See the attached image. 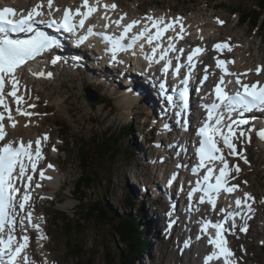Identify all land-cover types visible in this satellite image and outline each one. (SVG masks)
I'll return each mask as SVG.
<instances>
[{
  "label": "rangeland",
  "instance_id": "rangeland-1",
  "mask_svg": "<svg viewBox=\"0 0 264 264\" xmlns=\"http://www.w3.org/2000/svg\"><path fill=\"white\" fill-rule=\"evenodd\" d=\"M61 1L74 2L72 0H59V2ZM112 1L117 2L120 11L128 17L139 18L145 15L146 17L153 18L157 16L165 20L167 15H174L187 20L189 25H191V29H194L199 23H202L207 30H215L212 35L214 37L233 38L234 43L238 46L236 58H239V61H245L253 67L257 64L264 66V42H262L260 38L261 32H257V30L251 31L250 26L238 24L237 16L229 14V10L234 5H240L244 11H257L258 7L255 6L254 0ZM215 17L225 21L224 27L213 29L215 28ZM68 68H71V71H76L75 68ZM88 70L87 66L84 70L82 69V73L71 75L64 85L57 87L48 86L42 82L33 80L34 89H37L42 95L36 99L39 108L42 113L46 112L44 114L45 121L40 123V126L43 131L46 130L52 133L54 136L53 143L55 145L59 144L60 141L56 138L58 132L54 125L55 122L65 124L70 129L69 135L77 141H81L83 138L87 139L92 135L100 133H103L104 137L106 132L113 133L110 138L115 135L119 136L121 138L118 142L119 156L117 155L118 157L112 165L100 159L99 162H101V164L98 165L97 169L100 180L96 179L97 182L90 191L88 188L83 189L81 192L82 204L84 209H87L88 206L94 202L107 203L114 212L121 215H132L135 214L134 208H131L129 211V208L123 206L126 196H132L135 201V206H139L141 209L139 224L142 223L143 225V217L145 219H149V216L158 218L157 216L160 213L156 214L155 209L158 207L160 211H163L164 207H167V203L164 201L162 204L154 203L155 207L149 209V206L144 202L148 194L143 195L141 189H139L138 179L144 182V177L153 178V174L149 168L150 164L141 160L142 156H144V158L147 157V153L151 155L155 153L149 148L147 142L144 146L141 144L142 131L146 134L145 138L147 140H152L153 138L152 132H148L149 128L146 127L151 116L146 119V114L148 112L146 113V111L142 110L143 105L139 104V100L135 96V93L128 90L127 86L121 83L122 81L115 83L116 88L115 91H113V89H107L106 85L102 87L101 85L91 83L92 74H87ZM97 73L99 72H96V75ZM83 76H85V78ZM137 82L139 84L133 82L130 85H136L141 88L140 82L138 80ZM109 83L110 82L106 84L108 85ZM90 84L96 88L91 87ZM83 86H90L97 91L99 94L98 96L101 97L99 104L89 105L85 101L82 91ZM41 117L43 118V116ZM125 130H129L130 135L127 136L126 133H124ZM27 132H31V129L22 130L20 135H24V133L26 134ZM37 132H39L38 129H36V133ZM137 132H139V135ZM155 137H157L156 133ZM60 142L61 152L56 156L54 155L52 158L55 159L58 165L56 177H58L57 180L61 183L58 184L57 180H55L54 183H56V185H49L48 192V195L56 197L55 201L48 203L41 202L38 204L40 217L46 222L47 237L41 242L42 239H40V236L33 230L29 253L32 258L39 261L38 264H76L77 261V263H86L88 257L92 264H120V262L117 263L116 259H114L116 256L114 247L118 245L115 241L116 239L110 235L109 229V227H114L115 225H109V227L107 225L101 228L99 233H97L92 224L84 225L85 232L80 234V238L83 239L88 257L83 256L77 261L72 260L67 253L61 230L63 224L58 222L55 227L53 226L51 215H53L54 211L59 210L65 212L71 218H77V213L80 211L78 208L79 202L76 199L78 194H73V185L79 177L77 147L74 144L66 145L62 143V141ZM155 142L156 141L150 146L151 148L156 147L154 144ZM253 146L250 149L251 166L245 168V172L241 177V187L256 193L260 200V197L264 195V150L261 148L257 149ZM94 147L95 150H97V145ZM145 149L148 150L147 153H144ZM122 151L129 152V156L123 155ZM151 159L152 157H150V160ZM136 183H138V187H136ZM150 200L151 198L149 201ZM55 216L59 215L56 214ZM83 220L84 218L81 220V225ZM261 220L262 221L256 220L252 226L251 233L243 237L239 242H236V239L234 240L237 247V257L245 259L246 264H264V247H260L259 245L261 243L260 240H264V213L261 216ZM158 224L159 223L156 224L157 227L161 228L160 224ZM161 224L165 230L166 225L162 222ZM141 227L138 228V231L141 229L143 230V227ZM149 227V223H147L144 229L145 231L139 235V239L141 238V240L144 241L143 244L145 249L137 258V261L132 264H146L147 262L144 257L148 254L150 247L148 245L146 249V245L150 242L149 238L152 236ZM78 229H81V227ZM24 232L27 233V231ZM172 240L174 242L177 241L176 237H172ZM152 247L151 250H153V255L154 251L158 253L157 250H154L158 245L153 244ZM161 248L166 255L163 259L167 261L168 264L171 262L173 263V258H175L174 263L179 264L180 257L176 255L178 254L177 247H172L171 244H168V240L164 239L161 241ZM150 252L152 253V251ZM174 255L176 256L174 257ZM153 257L155 261L157 258H155V256ZM186 260L183 264H186ZM192 260L194 259L192 258Z\"/></svg>",
  "mask_w": 264,
  "mask_h": 264
},
{
  "label": "snow or ice",
  "instance_id": "snow-or-ice-1",
  "mask_svg": "<svg viewBox=\"0 0 264 264\" xmlns=\"http://www.w3.org/2000/svg\"><path fill=\"white\" fill-rule=\"evenodd\" d=\"M52 4L53 0H48L49 8H51ZM41 7L42 5L37 4L26 16H22L20 19L13 18L16 15V10L12 7L0 8V108L4 109V111H0V141H5V138L8 135L6 132L5 121L7 120L12 128H15L18 123L12 116L13 109L6 102V96H11L13 98L14 103L17 105L15 108L17 114L27 116L33 115V113L23 111L20 107L24 102V97L17 95V92L19 91V80L16 76V70L27 61L40 55L45 50L51 49L56 44L52 38L39 31H36L34 35L27 39H14L9 35V33L33 32L34 17L42 15V12L39 10ZM82 7L87 10L81 12L80 9H76L74 14L71 10H65L61 27L72 32L75 27L72 22L73 15L82 17L79 20V26L83 27L85 20L92 13L97 11L96 7L89 6V0H83ZM105 7H111L114 9L116 5H105ZM121 19H123V17ZM146 19L151 22L152 28L156 29L154 34L151 32L150 28L145 26L139 33H136L129 38V43L126 45L123 44L122 41L125 40L128 33L140 23V21L133 20L131 23L124 26L123 33L119 37H104L106 41L112 44L113 53L117 50L131 49L137 41H140L141 39H145L149 44H152L153 41H159L165 32L170 29L174 30V25L179 24L181 18L177 17L171 22H165L163 18L147 17ZM53 22L55 23V21ZM218 22L221 24L223 23V21ZM115 23L119 26L120 20L115 21ZM179 26L180 32L183 33V25L180 24ZM87 31L89 34H94L91 27L88 28ZM86 38L87 37H80L79 42L82 43ZM157 47H159V45L152 48L153 56L146 57L147 59L152 60L154 58L157 52ZM215 48L218 50H231L230 46L226 43L217 44L215 45ZM169 49L175 50L174 45L170 44ZM200 52L201 49L197 48L192 54H190L188 56L189 63H191L193 57ZM166 55L167 50H164L160 54V59H165ZM113 59H115V56H113ZM55 62L56 61L53 60V63ZM226 63L231 62L217 60V67L224 69L226 74H231L228 73L227 69L224 67ZM169 66L170 62L166 63L163 69L165 73L168 72ZM177 71L179 70L177 69ZM261 71H264V68L258 67L256 69L258 75ZM33 75L40 77L47 75V77L51 78L52 73L40 72L33 73ZM206 78L207 77H205V79ZM7 83L11 84V91L5 93V86ZM236 83L241 86L242 91H237L234 95H231L225 91L227 85L224 76H221L220 83L215 87V95L218 102H214L208 107L207 122L199 130L202 139L199 142L200 146L198 149V155L200 163L198 167L204 168L206 167V163H211L217 160L223 165L219 168L218 175H214L215 170L212 167H207L206 174L202 177L205 187L203 188L204 197H201V203L205 202V197H207V202L214 208L216 206L217 197L222 191L227 194H232L239 189V185L228 186L230 172L234 170L236 173H239V166H235L234 169L229 168V164L223 155L222 149L217 146L218 143L222 141L224 147L229 150V155H239L244 159L245 163H248L247 158L243 156L241 152L237 151V145L233 140L238 139L239 137H245L246 140L250 142L251 139L243 130H240L239 137L237 136L239 125L248 124L249 121L232 120L229 116L227 118L229 119V122L224 123L226 119L223 114L224 110H227L229 114L237 109L242 110L243 112H250L256 108L264 110V85H261L259 81L251 85L244 84L240 80L239 75H237ZM222 85H224V87H222ZM30 107H34V105H30ZM257 135L261 140H264V129L258 130ZM47 139V135L42 138H37L34 142V151L32 141L25 143L21 140L15 145L11 142H4L2 147H0V232H4L6 228L9 232L7 240L0 239V264H5V256L7 257L6 264H18V257L21 256L24 249L28 246L29 237L27 235H24L21 240L16 241L14 244L16 238L12 233L18 223L23 224L25 218L29 223L32 222V212L26 211V206H28V208L31 207L29 203L31 200V193L28 189L31 186L30 182L32 181L33 176L29 174V169L31 172L37 170V161L42 158L41 141H46ZM216 153L221 154L216 155ZM48 167L52 168L54 166L48 165ZM193 171L195 172L196 169ZM39 175L42 179H51V177H46L43 171H40ZM213 179L215 180L214 183L212 182ZM21 181L27 182L24 184L23 191L17 186ZM36 186L39 187L40 185L37 184ZM198 190H200L199 185L197 188L193 189V192ZM191 195L192 193H189L190 198ZM249 201H254V197L250 193L245 192L243 199L239 197L235 199L236 208L239 209L243 206L251 212L252 208ZM17 209L21 212H25V217H20L18 219ZM236 214L237 213L235 212H227L224 223H226L229 218H233L234 228V217ZM32 226L39 229V225L37 224H33ZM209 226L208 223H205L202 227V231L207 233ZM211 227L216 229V233L215 237H209L208 243L214 245L218 251H214L208 255L205 259V264H209L213 259L219 260L221 258H223L224 264H235V255L227 246L226 236L224 235V233L229 232L230 229L225 228L223 223H215L212 224ZM240 231L247 232V225L241 227ZM24 260L27 261L26 256L24 257Z\"/></svg>",
  "mask_w": 264,
  "mask_h": 264
},
{
  "label": "trees",
  "instance_id": "trees-1",
  "mask_svg": "<svg viewBox=\"0 0 264 264\" xmlns=\"http://www.w3.org/2000/svg\"><path fill=\"white\" fill-rule=\"evenodd\" d=\"M254 4L258 7L257 11L249 10L244 11L243 8L239 6H233L229 10L230 15H235L238 18V24H245L251 27V31L261 32L260 38L264 42V0H254ZM59 132L61 136L66 140V144H74L77 147L79 177L74 183L73 194H78L76 196L79 202L78 208L80 209L77 213V218H71L64 212H57L59 216H53L54 227L61 222L63 224L62 233L65 239L67 253L72 260H79L83 256H87L83 239L80 238V234L84 233V225L92 224L97 233L100 229L107 226L109 227V222L116 219L114 227H109L110 235L116 239L117 247H114V252L116 253V262L120 264H132L137 261V258L143 252L144 244L141 238L139 239V225L135 215L122 214L118 215L113 212L110 214L111 209L109 205H104L100 202H94L84 209L81 199V192L84 188H88L89 191L95 186L97 180H100V175L97 173L98 165L101 164L100 159L107 162V164L112 165L115 159L119 156V144L120 137L115 135L110 138L113 133L106 132L103 137V133L95 134L89 138H83L81 141L75 140L70 136V129L62 123H57ZM126 135H130L129 130H125ZM95 145H97V150H95ZM118 145V146H117ZM123 155H128L129 152L122 151ZM118 155V156H117ZM121 155V154H120ZM133 198L127 197L125 199V206L132 208ZM107 209V210H106ZM84 218L82 225L81 220ZM78 221V222H77ZM81 227V229H78ZM145 228V227H144ZM119 254V255H118ZM126 261V262H125ZM78 262V261H77ZM76 264H92L89 257L86 263Z\"/></svg>",
  "mask_w": 264,
  "mask_h": 264
},
{
  "label": "bare ground",
  "instance_id": "bare-ground-1",
  "mask_svg": "<svg viewBox=\"0 0 264 264\" xmlns=\"http://www.w3.org/2000/svg\"><path fill=\"white\" fill-rule=\"evenodd\" d=\"M22 1V2H21ZM35 1V0H34ZM9 3V2H8ZM0 4L1 5H4L3 3H2V1L0 0ZM15 4L18 6V4H22V6L24 7V6H31V4H29V5H27V2L26 1H23V0H17L16 2H15ZM65 6H67V5H65ZM64 6V7H65ZM201 25H204V24H200L199 26H201ZM190 31V30H189ZM208 31H209V33H211V32H213V30L212 29H208L207 30V28L205 27L204 28V30H200L199 31V35H200V38H205V33H206V36H209V33H208ZM170 35H172L171 36V42L172 43H175L176 41H179V40H181V35H180V33H176L173 29L170 31V34H169V36ZM162 42H163V39H160L159 41H155V43H157V44H162ZM167 46H169V45H167ZM158 48V47H157ZM168 52V51H167ZM162 53V51H160V54ZM241 60V59H240ZM238 59H236V61L234 60V64H232V63H230V65L228 66V68H227V72H234V73H236V75H239V77H240V80L242 81V82H244V81H247L248 80V78H250L251 77V75L253 74V75H258L257 73H256V69L258 68L257 66H260L259 64H257L255 67H253L252 65H250L249 63H246L245 61L244 62H241V61H238ZM156 62H158V60H156ZM135 64H136V62H135ZM157 68V70H158V67H156ZM107 69V68H106ZM109 70V69H108ZM250 70H251V72H250ZM86 71V70H85ZM100 72H102V71H100ZM110 72H112V71H110ZM140 73H142V75H141V78H143V76L144 75H147V74H145L144 72H143V69H141L140 71H139ZM244 74H246V75H244ZM30 75H31V73H30ZM262 76H264V71L262 72V74H261ZM237 77V76H236ZM85 78V77H84ZM135 83H138V82H135ZM139 84V83H138ZM144 85V87H143V89H141L139 86H129V87H131V92L132 93H136V91L137 90H139L140 92H141V94H143L144 93V95L146 96V94H148V93H150L151 92V90H150V88H152L154 91H156V89H157V85L159 84V82L157 81V80H154V81H150L149 79H145V81H144V83H143ZM91 85V84H90ZM141 85V84H140ZM91 87H94V88H96L95 86H93V85H91ZM159 92H162V94L163 93H165L164 92V88L162 87V88H158L157 89ZM161 94V96H162V98H164V95H162ZM125 97V96H124ZM138 99L139 98H141V95H137L136 96ZM162 98L159 100V101H162ZM130 104V103H129ZM140 104H142L143 105V107L142 108H144L145 109V106H144V104L143 103H141L140 102ZM153 107V106H152ZM146 119L150 116V114H146ZM168 117V116H167ZM167 117H162V121H164V120H166V122H168V118ZM165 122V123H166ZM23 123V122H22ZM21 123V124H22ZM164 133L166 132V129L165 128H163V127H161L160 128ZM25 131V129H21V127L19 126L18 128H16L15 130H13L12 132H11V134H10V136L8 137V139L6 140V142H11V143H13L14 145H15V143L14 142H12L11 140H14L16 137H17V142L18 141H21V138H20V136L22 135H20V133H21V131ZM26 130H30V129H26ZM30 133H32V130H31V132H27L26 134H30ZM28 138V137H27ZM24 142H25V140H23ZM27 141V140H26ZM161 143V142H160ZM263 148V150H264V146H262ZM192 166V165H191ZM194 166V165H193ZM167 171V170H166ZM48 174V177H51V181L50 182H53L54 181V179H57L58 177H56V174H57V169L56 170H53V171H50V172H48L47 173ZM59 175V174H58ZM61 183V182H60ZM235 184H238V181L235 183ZM236 192H238L239 193V191H236ZM244 191H242L241 193L244 195V193H243ZM240 196V195H239ZM155 215V214H154ZM17 216L20 218V217H24V213L23 212H21V211H19V210H17ZM155 216H149V219H145L144 217H143V224L144 225H142V227L144 228L146 225H147V223H149V230H150V232L152 233V236L154 237L156 234H157V227H155V225L157 224V218H154ZM148 221H150V222H148ZM26 223H27V221H25ZM25 222H23V225H24V231H27V233L26 234H24V235H27L28 237H29V241H28V246H27V248L26 249H24V251L22 252V254H21V256H20V260H19V262H20V264H38V262L39 261H37L36 259H34V258H32V256H31V254L29 253V247H30V242H31V238H32V236H33V234H32V231H33V229L32 228H30L29 227V225L27 226L26 225V223ZM43 222V221H42ZM155 224V225H154ZM34 232H36V231H34ZM37 233V232H36ZM38 235H39V233H37ZM237 234V232H236V229L235 230H231L230 231V236H232L231 238H230V241H231V244L234 246L235 245V243H234V240L236 239V242H239V240H241L242 239V237H240V236H242V234H238V235H236ZM40 236V235H39ZM18 240V239H17ZM19 241V240H18ZM240 245H241V243H240ZM235 247H236V245H235ZM237 248V247H236ZM187 251V250H186ZM27 257V261H25L24 260V257ZM164 257V255H162V258ZM194 259V258H193ZM185 261L183 260V259H181L180 258V261H179V264H182V263H184ZM6 263V262H5ZM170 264H173L172 262L170 263ZM175 264V263H174ZM235 264H239L238 263V261L235 263Z\"/></svg>",
  "mask_w": 264,
  "mask_h": 264
},
{
  "label": "water",
  "instance_id": "water-1",
  "mask_svg": "<svg viewBox=\"0 0 264 264\" xmlns=\"http://www.w3.org/2000/svg\"><path fill=\"white\" fill-rule=\"evenodd\" d=\"M83 92L85 93V101L89 105H97L99 104L100 98L96 94L94 90H92L90 87L85 86L83 87Z\"/></svg>",
  "mask_w": 264,
  "mask_h": 264
}]
</instances>
